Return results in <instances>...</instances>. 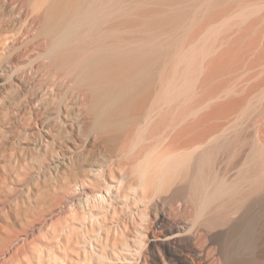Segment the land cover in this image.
Masks as SVG:
<instances>
[{"label":"rangeland","instance_id":"1","mask_svg":"<svg viewBox=\"0 0 264 264\" xmlns=\"http://www.w3.org/2000/svg\"><path fill=\"white\" fill-rule=\"evenodd\" d=\"M259 1L0 0V264L20 261L35 241L44 245L38 249L53 243L41 228L77 208L70 204L78 194L72 188L83 181L86 190L104 187V177L90 180L92 170L101 166L104 176L118 180L142 147L166 144L183 126L187 137L207 138L216 153L208 168L217 179L232 182L247 169L252 181L261 179L264 0ZM91 53L108 55V61L126 66L124 74H143L148 81L157 78L166 60L175 59L164 86L177 95L163 94L149 122L138 127L137 144L136 138L126 140L134 117L124 115L123 124L111 131L97 125L102 106L94 102L96 88L78 59ZM135 84L140 83L129 86ZM148 86L142 83V95ZM163 197L165 212L181 203L172 190ZM115 204L106 221L112 241L133 240L135 214L143 207ZM153 208L147 209L150 214ZM251 211L250 225L231 240L242 257L229 259L233 264L261 261L264 199ZM182 214L191 217L192 207ZM154 240L147 245L150 264H186L180 259L184 252L170 255L169 262L155 258L160 249ZM217 256L210 255L209 264ZM129 262L138 264L135 256Z\"/></svg>","mask_w":264,"mask_h":264},{"label":"bare ground","instance_id":"2","mask_svg":"<svg viewBox=\"0 0 264 264\" xmlns=\"http://www.w3.org/2000/svg\"><path fill=\"white\" fill-rule=\"evenodd\" d=\"M78 57L84 65V76L96 88L94 102L102 106L97 125L111 131L123 124L124 115L134 117L135 128L126 140L136 138V144L141 141L138 127L149 122L163 94L171 98L177 95V90L164 86L168 66L170 63L176 65L175 59L166 60L157 78L148 81L143 74H124L126 66L108 61V55L91 53ZM132 81L140 84L129 86ZM144 82H149V86L148 92L142 95L144 90L140 86ZM186 119L187 115L175 121L172 129H177ZM186 127L170 133L164 145L158 142L142 147L126 166L129 172L123 169L118 180L104 176L101 166L92 170L90 180L104 177V187L90 191L84 188L85 181L80 187L76 183L72 190L78 194L70 204L77 203V208L73 205L74 209L70 208L67 216L41 228L52 237L53 243L38 249L42 241L33 242L21 260L13 264H74L75 260L82 264H126L132 256L138 264H150L152 256L147 245L151 238L155 239L154 246L160 249V254L154 251V257L159 260L162 257L169 262L170 255L184 252L180 259L186 264H209L210 255L215 254L218 256L213 264H233L229 259L241 262L242 257L233 251L231 240L240 228L250 225L248 215L252 214L254 203L264 199V172L258 182L252 181L249 169L232 182L217 179L208 168L212 154H216L214 149L207 147L205 136L187 137ZM171 190L181 203L165 212L164 208L161 210L163 202L160 200ZM118 201L143 207L135 214L134 239L120 243L112 241L111 228L106 227L107 213L116 211L114 206ZM187 205L192 207L193 214L184 218L182 213ZM151 206L154 212L150 214L147 209ZM117 224L123 230L122 223ZM173 225H183V228ZM198 226H202L203 231ZM78 232L82 234L80 237ZM212 243L217 245L210 246ZM259 254V264H264V247Z\"/></svg>","mask_w":264,"mask_h":264}]
</instances>
